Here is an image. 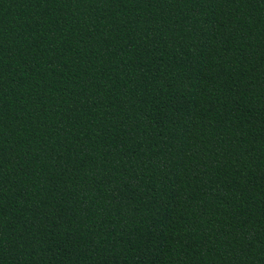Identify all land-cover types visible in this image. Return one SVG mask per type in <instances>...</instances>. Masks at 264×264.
Masks as SVG:
<instances>
[{
    "label": "trees",
    "instance_id": "obj_1",
    "mask_svg": "<svg viewBox=\"0 0 264 264\" xmlns=\"http://www.w3.org/2000/svg\"><path fill=\"white\" fill-rule=\"evenodd\" d=\"M0 264H264V0H0Z\"/></svg>",
    "mask_w": 264,
    "mask_h": 264
}]
</instances>
